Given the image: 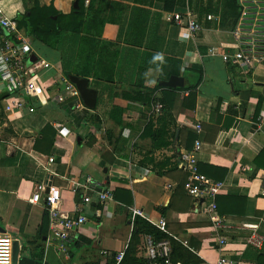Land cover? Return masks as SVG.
<instances>
[{"label":"crops","instance_id":"crops-1","mask_svg":"<svg viewBox=\"0 0 264 264\" xmlns=\"http://www.w3.org/2000/svg\"><path fill=\"white\" fill-rule=\"evenodd\" d=\"M36 1L43 7L53 0ZM80 1L55 3L69 15L80 10ZM32 3L0 0L32 58L54 67L41 75V93L23 108L7 110L8 98L0 101L8 126L0 139V232L17 244L16 264H90L103 250L122 252L132 210L143 220H165L199 264L216 263L221 235L234 239L224 255L264 264V244L255 250L240 242L248 226L264 237V67L246 71L224 62L223 54L237 49L238 0L236 18L222 0H83L84 26L64 36L61 51L20 25ZM185 16L201 26L194 39L177 24ZM63 64L75 72L64 75ZM171 76L182 86L161 85ZM62 127L70 131L67 138L57 134ZM195 140L198 171L220 184L215 201L227 233L216 230L184 191L187 174L178 163ZM88 178L99 184L96 192L74 187ZM38 187L58 189L59 209L73 215L78 207L86 218L65 252L48 239L47 228L40 235L47 212L41 201L29 202ZM105 191L111 198L100 203L98 193Z\"/></svg>","mask_w":264,"mask_h":264},{"label":"built area","instance_id":"built-area-1","mask_svg":"<svg viewBox=\"0 0 264 264\" xmlns=\"http://www.w3.org/2000/svg\"><path fill=\"white\" fill-rule=\"evenodd\" d=\"M89 0H84L87 5ZM239 18L232 31V36L237 43V49L231 54H223L224 62L242 67L244 70H253L258 66L264 67V0H238ZM210 19V17H208ZM177 24L185 28L191 39L196 38L201 29L200 24L191 16L183 19L177 17ZM184 24V25H183ZM27 39L18 33L17 23L7 18L0 10V95H7L9 102L5 107L7 110H18L28 104L30 100L36 99L41 93L40 78L47 71L54 67L42 58L35 57ZM71 97H78L77 90L73 91L67 85ZM46 99V98H45ZM58 103L65 102L61 96H56ZM75 108H80L78 102ZM156 111L160 106L155 107ZM200 126H195V132L200 133ZM57 134L67 138L70 131L67 128H60ZM200 148V142L195 140L193 148L182 155L178 167L186 172L187 177L184 183L186 195L193 201L196 210L202 212L212 222L216 230H223V222L217 214L216 195L219 192L220 184L216 183L201 174L197 168L196 155ZM51 163L52 159H48ZM74 187L84 190L95 191L99 187L97 182L88 178L82 186L75 184ZM264 193V188L262 190ZM99 202L103 203L111 198L109 191L98 193ZM44 205L48 218V239L55 242L60 251L65 252L67 246L73 242V234L85 223L86 218L81 214L80 208L76 207L73 215L62 212L59 209L60 192L56 188L38 187L29 199L31 204L40 202ZM97 216L99 211L96 212ZM143 217L139 210H132L130 216L131 231L134 219ZM157 231L165 234L168 238L180 243L183 247L195 254L186 242L172 236L167 230L166 221L161 219L157 222L145 219ZM249 231L240 242L243 246L260 250L264 244V237L258 235L255 226H248ZM227 233V231H222ZM232 239L228 235L218 236L215 246L219 251V257L215 264H250L242 259H231L222 252ZM14 239L0 232V264H12V250ZM127 247L122 252L112 253L109 251L99 252L98 262L90 264H122ZM171 247L168 239L156 240L151 235H142L137 247L136 257L145 264H172L170 261Z\"/></svg>","mask_w":264,"mask_h":264},{"label":"trees","instance_id":"trees-1","mask_svg":"<svg viewBox=\"0 0 264 264\" xmlns=\"http://www.w3.org/2000/svg\"><path fill=\"white\" fill-rule=\"evenodd\" d=\"M222 2H224V7L230 14V17L235 16L236 18L237 15H235L234 0H222ZM88 9H90V6H88ZM83 10V0L80 1V10L76 12L73 11L69 15H63L57 10L55 0H53L48 6L43 7H40L37 1L33 0L32 6L29 9V14L19 21L20 25L25 27L27 35L34 36L40 43L51 50L61 51V44L64 36L68 33L79 34L80 29L83 28ZM81 42L82 39L80 40V43ZM82 46H84L83 43ZM62 71L64 75H69L74 73L75 69L70 72L68 71L67 65L63 64ZM6 97L7 95L5 94L0 95V101ZM147 128H149V126H147ZM224 173H226V171H224ZM46 228V217H44L39 228L41 237L45 236ZM142 235H151L156 240L168 239L171 247L170 261L172 264L200 263L199 258L180 243L157 231L142 218L136 217L134 219L128 249L125 253L122 264H145V262L136 257L137 246L140 240L139 238ZM20 263L22 264L23 260H21Z\"/></svg>","mask_w":264,"mask_h":264},{"label":"water","instance_id":"water-1","mask_svg":"<svg viewBox=\"0 0 264 264\" xmlns=\"http://www.w3.org/2000/svg\"><path fill=\"white\" fill-rule=\"evenodd\" d=\"M77 2H75V5ZM34 58H32L33 60ZM162 86L167 88H175L182 86V79L178 78L176 76H171L167 82H162ZM18 257V247L17 244H13V250H12V264H16Z\"/></svg>","mask_w":264,"mask_h":264},{"label":"rangeland","instance_id":"rangeland-1","mask_svg":"<svg viewBox=\"0 0 264 264\" xmlns=\"http://www.w3.org/2000/svg\"><path fill=\"white\" fill-rule=\"evenodd\" d=\"M33 1V0H32ZM7 122L4 121L3 117H0V139L4 138L6 135L4 130L7 128ZM7 130V129H6ZM245 253V252H244ZM244 255V254H243Z\"/></svg>","mask_w":264,"mask_h":264}]
</instances>
